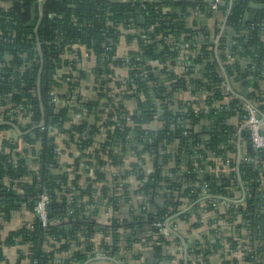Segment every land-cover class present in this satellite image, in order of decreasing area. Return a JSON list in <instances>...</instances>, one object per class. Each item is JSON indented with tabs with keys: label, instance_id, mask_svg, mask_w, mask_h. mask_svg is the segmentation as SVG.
Here are the masks:
<instances>
[{
	"label": "trees",
	"instance_id": "obj_1",
	"mask_svg": "<svg viewBox=\"0 0 264 264\" xmlns=\"http://www.w3.org/2000/svg\"><path fill=\"white\" fill-rule=\"evenodd\" d=\"M222 1L221 11L226 12L229 9V0ZM0 2L9 3L10 6L5 10L0 5L1 30L16 32L20 37H30L31 43L24 44L23 47L31 51V48L35 46L33 43L36 38L34 31L36 20L32 12L36 0H0ZM144 5L145 8L141 6L140 0L127 2L45 0L43 19L38 34L45 64L41 87L45 108L42 112L37 96L34 99L37 105L36 119L41 120L45 117L50 124L55 115L54 124L63 130L65 144H74L79 151L87 150L90 146L94 148L92 152L86 154L83 162L72 161L75 167L72 173L69 172V155L63 151L61 156H55L52 145L50 146L45 139L42 144L44 167L37 166L41 172L40 179H37L23 162L15 168L2 158L5 164H0V232L3 223L10 220L14 213L22 208L25 207L30 213L34 212V196L42 190H46L51 202L49 226L43 228L41 222L34 218L31 223L10 232L4 241H0V253L2 246H15L19 249L26 247L25 256L29 258L30 264H83L96 256L98 248H102L109 256L115 255L123 236L126 238V248L132 247L135 243L151 242V235L159 234L152 224L163 220L169 214V207L180 206L182 198L196 199L201 185L208 181L212 183V190L218 193L234 196L235 191L238 190L237 182L232 178L234 173H230L229 177L216 175L211 172V163H206L207 158L212 154L226 157L228 153L237 152L232 143L235 140L232 118L236 113L237 101L231 102L227 109H216L218 113L215 115L214 110L208 114H195L189 104L184 105V112H177L180 105L171 100L175 93L186 91L187 85L201 86L212 93L209 97L212 98L210 103L213 100H223L220 88L221 73L216 62L211 60L210 48L213 46L210 41L211 34L205 28H197V25L190 23L193 12L198 7L204 11L205 6L201 0H146ZM246 5L247 0L234 1L227 23L231 29L221 40L219 50L220 58L225 63L228 74L236 75L235 82L239 92L251 98H257L262 94L261 92L264 93L262 91L264 88V12L260 14L259 26L253 30L250 26L244 27L241 20ZM200 33L208 37L201 47L200 56L194 58V65H200V70L197 71L192 66L184 77L168 71L165 65L169 62L173 63L177 51L172 50L171 46L153 43V40L159 36L169 35L176 39L188 40L191 36H197ZM143 36L145 39H142ZM123 39L128 43L137 41L139 54L148 59L142 63L147 66L143 79L131 73L127 82H117L115 87L111 86L110 90L105 92L104 83L99 82L100 77L103 74L114 75L115 71L102 68L100 66L103 64L102 58L106 59L114 54ZM18 44L21 45L19 41ZM73 45L84 47L90 56H93L87 63L91 65L92 73L100 87L94 88L93 96H82L78 92L74 113H83L86 110L85 120L65 128L70 110L62 108L56 115L54 106L49 102V92L54 88L60 89V93H63L66 88L80 90L81 85L69 82L72 76L65 71L62 72L69 64L62 54L64 48L69 46L67 49L69 51ZM78 52L80 53L79 50ZM227 53L235 61L232 65L228 63ZM11 55L14 61L20 62L18 53H11ZM114 65L120 67L121 60L116 61ZM38 70L39 67H34V71L29 73V82L34 86ZM79 72L81 79H85V72ZM154 82L156 84H153ZM17 86L21 85L17 84ZM27 86L28 78L25 87ZM109 93L112 96H109ZM137 93L142 94L144 99L139 97L136 102L137 107L131 110L128 103L134 101ZM156 100L162 102L160 106L156 104ZM122 115L125 118L121 119ZM115 116H118L119 121L124 122L125 127L122 129L117 127L116 122L113 121ZM155 116L163 123V127L150 130L149 137L153 139V144L147 143V139L146 144L141 146V139L145 132L142 127L144 125L151 127ZM127 117H130L134 125L126 122ZM172 124L175 126L174 129L170 127ZM111 128L114 130L111 131ZM103 129L107 130V137L94 143V137L102 134ZM185 132L187 135H184ZM83 134L90 137L78 141L76 136ZM127 135L131 136V140H126ZM244 137L247 141V135ZM174 140L179 142L174 143ZM151 150L155 151L157 167L158 162L161 161L163 165L169 166L170 172L176 176L178 170L183 172L185 167L190 174L186 172L178 179L164 176L159 170L153 173L151 177L155 180L149 181L148 184L144 182L139 192L144 198H149L151 189L154 190V195L149 198L154 207L152 212L146 214L144 211L142 214L146 215L134 220L133 211H131L132 214L129 212L126 219L122 220L116 214L121 209L120 200L116 196L108 197V191L111 187L116 189L120 185L123 188L128 187L123 186L124 180L135 170L123 169L122 162L125 156L134 155V153L140 156ZM248 153L264 161V153L257 154L249 144ZM106 161L112 162L111 165L117 168L116 172H119V175L116 176L104 169L108 164ZM231 167H234V164ZM197 168L203 172L194 171ZM240 170L243 182L252 191L247 208H239L237 213L231 212V216L227 219L229 223L235 221L234 217L238 213L243 215V220L251 218L249 220L254 221L252 213L257 209L259 202L264 200L261 198L264 194V184L254 167L246 164ZM138 176L139 180L146 176L143 167L138 169ZM5 177L11 179V187L5 186L3 182ZM82 180L84 184H80ZM14 181L19 182L14 184ZM125 184L128 185V183ZM73 187L76 188V192L72 190ZM160 187L165 191L158 193ZM128 195L125 192L127 201L130 199V197L127 198ZM31 198L33 200H30ZM248 214L249 217H247ZM107 215H110L109 220L103 222ZM191 218H195L197 222L193 224L194 226H190L191 228L197 229L200 224H203L204 218L200 214L189 213L185 216L187 220ZM207 219L210 225L214 224L215 220H219L211 216L206 217ZM239 226H248V223H241ZM119 228L125 230L124 235L119 233ZM210 234L212 237L215 232L212 231ZM98 235L102 236L100 242L96 239ZM158 242L159 244L152 245L154 264H184L181 256L169 252L168 242L161 239ZM178 244H180L179 240ZM214 249L216 254L220 252L218 244L211 242L210 238L205 241V244L197 243L196 248L189 249L188 264L204 262L205 264H221L224 254L221 255V260L220 258L213 262L208 260Z\"/></svg>",
	"mask_w": 264,
	"mask_h": 264
},
{
	"label": "built area",
	"instance_id": "obj_2",
	"mask_svg": "<svg viewBox=\"0 0 264 264\" xmlns=\"http://www.w3.org/2000/svg\"><path fill=\"white\" fill-rule=\"evenodd\" d=\"M140 1L141 6L145 8L144 4L146 0ZM201 1L211 15L215 14L220 16L217 33L214 37H210V41L213 44L210 48V53L212 56V62H216L221 73L222 82L220 88L223 100H213L210 103V99L212 98L209 97H211L212 93L201 86L196 87L191 85H187L186 91L175 93L171 100L180 105L179 111L177 112H184V105L189 104L195 114H208L211 110H214L215 115L218 113L216 109H227L231 102L237 101L236 113L232 118L233 126L235 127V140H233L232 143L235 145L237 152L235 154L228 153L226 157L212 154L207 158L206 163H211V172L216 175L229 177L230 173H234L232 178L237 182L238 190L235 191L234 196L230 194H222L212 190L211 181L204 183L201 185L196 199L190 200L186 197L182 198L180 206L169 207V214L163 220H159L152 224V226L158 230L159 234L151 235V242L148 243L144 241L143 245H149L152 247L155 243L159 244L158 241L160 239L165 240L169 243V252L174 253L175 255L178 254L183 259L184 264H188L189 249L196 248L197 243L205 244V241L210 238L211 242L218 244L220 252L216 254L214 249L208 258L209 261H217L218 258L221 260V255L223 256L224 254L225 256H223L221 264H264V200L259 202L257 209L252 213L254 221L249 220L251 218L246 219V221L243 220V215L239 213L234 217L235 221L231 223L227 221L231 216V212L237 213L239 208H247L248 199L252 191L251 188L243 182L240 170L241 167L246 164L254 167V170L261 178L262 184H264V161L248 153V144L257 154L264 153V93L261 92L262 94L257 98H251L240 93L235 82L236 75L231 76L228 74L225 69V63H223L220 58L219 48L221 46V40L231 29L227 23L235 0H229V9L226 12L221 11L222 0ZM35 3L38 4L34 19L36 20L34 30L36 38L33 43V46H35L31 48V51L26 50L23 47L24 44L28 45L31 43L30 37H20L16 32L3 31L0 26V164H5L2 162V158L6 159V163L11 164L15 168L20 162H23L24 165L34 173V176L37 179H40L41 172L37 166H40V168L44 167L42 163V144L45 139L48 140L50 146L52 145L53 154L55 156H61L63 151L66 152V155H69V172L72 173L75 168L72 161L79 160L80 162H83L86 154L92 152L94 146H90L87 150L79 151L74 144H65L63 142V130L54 124L55 115H53L50 124L47 123L45 117H42L41 120L36 119L37 105L34 99L37 96L40 100L42 112H44L45 108L41 93L42 75L45 64L42 54V44L38 36L39 28L43 19V11L39 5L42 3L45 5V0H36ZM0 5L5 10L10 7L9 3L6 2H0ZM261 13H258L255 23L247 25L250 26L252 30L260 25L259 19ZM241 21L243 23V18ZM16 25L17 24H15V26ZM247 31H245L246 34H248ZM207 38L208 37H205L202 33L197 36H191L188 40L176 39L172 35H169L159 36L156 40H153V43L157 42L159 44L168 45L171 46L172 50L177 51V56L174 59L176 64H173L175 63L173 61V63L169 62L165 66H167V70L172 71L173 74L184 77L187 76V73L192 66H194L195 70H200V65H194V58L200 56L201 47ZM142 39H145V36H143ZM18 41L21 45L18 44ZM135 43L137 44V41H135ZM68 47L69 46H66L64 48V53L62 54L69 64L62 70V72L65 71L71 75L72 77L69 79V82L74 84L79 83L81 85L80 90H70L66 88L63 93H60V89L54 88L49 92V102L54 106L56 115L59 114V110L62 108H69L70 110V114L68 115L69 119H67L65 123V128L71 127L76 122L82 123L85 120L86 113L84 112L86 110L83 109V113H74V108L77 106L78 92L82 96L87 95L85 92L89 86L88 76L91 75L93 77L91 91H93L96 86L98 88L100 87L95 75L92 73L91 65L87 63L88 59L90 60L93 56H90L88 50L79 45H73L69 48L71 49L69 51L67 50ZM11 53H18L20 62L14 61ZM139 53L140 49L137 48L124 55H120L118 47L114 54L109 55L106 59L105 57L102 58L103 64L100 66L115 71L114 75L103 74L100 77L99 82L104 83L105 92H107L108 89L110 90L111 86L115 87L117 82H127L131 73H133L135 77L143 79L144 70L147 66L142 63L148 59L143 58ZM227 57L229 59V65H232L235 62L233 61L234 59L231 58L228 53ZM118 60H121L122 62L120 67L119 65H114ZM34 67H39L34 80L35 86L33 83L30 84L29 82V73L34 71ZM79 71L85 72V79H81ZM27 78L28 86L25 87ZM17 84L21 86L16 87ZM153 84H156V82ZM166 84H169V82H166ZM19 87L21 89H18ZM262 91H264V88ZM109 96H112V94L109 93ZM139 97L144 99L142 94L137 93L133 102L136 103ZM160 103H162L160 100H156L158 106H160ZM123 118H125L124 115L121 116V119ZM154 118L151 127L146 125L142 127L145 132L144 137L141 139V146L146 144L145 142L147 139V143L153 144V139H150L149 137L150 130L153 131L163 127V123L158 120V117L155 116ZM118 119V116L113 117V121L116 122L117 127L122 129L125 127L124 122L122 120L119 121ZM126 122L130 125H134L130 117L126 118ZM170 127L171 129L175 128L174 124ZM113 130L114 129L111 128V131ZM248 132L249 136L247 135ZM44 134L46 135L45 137L42 136ZM184 135H187V133L185 132ZM244 135H247V141ZM89 137L90 136H87L86 134L76 136V138L79 139L78 141L85 140ZM106 137L107 130L103 129L102 134L94 137V143L100 142ZM126 140H131V136L127 135ZM178 142L179 140H174V143ZM154 153L155 151L151 150L140 156L135 155V153L134 155L125 156L122 162V165L124 166L123 169L129 171L135 170L129 176H126V179L124 180L128 185L122 181V183H124L123 186L128 187L123 188L122 185H120L116 189L111 187L108 191V197L116 196L120 200V205L123 203L130 206L131 211H133L132 218L134 220H138L142 215L150 214L154 208L149 201V198L154 195V190L151 189V195L148 196L149 198H144L139 193L144 182L148 184L149 181L153 182L155 180L151 177L153 176V173H156L159 170L164 176L169 178L177 177L179 179L187 172V167L184 166L185 171L182 172L181 170H178L179 172L176 176L174 173L170 172V167L163 165V162L161 161L158 162L157 167L155 165L157 161ZM194 153L196 155V151H194ZM106 162L108 164H106L107 166H105L104 169L116 176L119 175V172H116L118 171L117 168L111 165L112 162ZM147 164L152 166L153 171L151 174H147L144 170L146 176L139 180L138 169L141 167L144 169ZM232 164H234V167H231ZM194 171L199 173L203 172L200 168H197V170L195 169ZM187 173L190 174L189 172ZM134 180L137 181L135 188H133V186L131 187V183ZM3 182L5 186L11 187L12 181L10 178L5 177ZM18 182L19 181H14V184ZM161 185L164 186L163 183H161ZM13 187H15V185ZM159 189L158 193L165 191L161 187ZM72 190L76 192L75 187H73ZM125 192L129 194L127 196V198L130 197L128 201L126 200V196H124ZM261 198L264 199V194L261 195ZM34 199L35 207L32 214L34 218H37L41 222L43 228H47L50 224V196L46 190H42L39 194L34 196ZM30 200L33 199L31 198ZM108 209L111 210L110 208ZM144 211L146 214H142ZM118 212H120V210H118L117 213ZM189 213L191 215L200 214L202 218H204L203 222L207 223V226H202L204 227L203 229L207 231L205 236H200L199 240H196L191 245H188L186 241L180 237L178 234L179 226H175L180 218L185 217ZM209 216L214 217L215 219L219 218V220H215V223L210 225L209 219L206 220V217ZM247 217H249V214ZM241 223H248V226H239ZM118 231L121 235H124L125 231L123 228H119ZM212 231H214L215 234L211 237L210 233ZM178 240L180 244H178ZM97 258L104 259V257ZM201 264H205V262Z\"/></svg>",
	"mask_w": 264,
	"mask_h": 264
},
{
	"label": "crops",
	"instance_id": "obj_3",
	"mask_svg": "<svg viewBox=\"0 0 264 264\" xmlns=\"http://www.w3.org/2000/svg\"><path fill=\"white\" fill-rule=\"evenodd\" d=\"M110 1L127 2L129 0H110ZM149 1H159V0H149ZM219 18L220 16H217L215 14L211 15V13L207 11V8H205L204 11H202L200 7H198V9H196L193 12V15L190 19L191 21L190 23L197 25L198 26L197 28H205L207 31L210 32L211 36L214 37V35H216L217 33L218 24L220 22ZM137 48L138 45L135 42L128 43L123 39L119 45V53L120 55H124L125 53L132 50H136ZM88 80H89V84H88L89 86L87 87V91L85 93L87 94V96H93L94 95L93 91H91L93 77L89 75ZM128 105L131 110H134L137 106L136 103L133 101L129 102ZM144 170L147 172V174L148 173L151 174V172L153 171L152 166L150 164H147ZM80 184H84V180H82ZM136 185H137V181L134 180L131 183V187L133 186V188H135ZM24 208L14 213V215L11 217L10 220L3 223V228L0 232V241H4L10 232L18 230L25 224L31 223L33 221L34 219L33 214L27 211L26 208L25 209ZM119 210L120 212L116 214L117 217L121 218L122 220H125L126 216L129 215V212L131 211L130 206L127 204L125 205L123 203L121 204V209ZM110 215L104 217L103 222H107L110 218L109 217ZM195 222H196L195 218H191L190 220H187L185 219V217H182L175 225V226H179L178 234L182 239L186 241L188 245L193 244L196 240H199L200 236H205V234L207 233V231L203 229L204 227H202V226H207V223L203 222V224H200V227L197 229L191 228L190 226H194L193 224ZM96 239L98 242H100L102 240V236L98 235L96 236ZM126 246H127L126 238L125 236H123L120 242L119 250L115 255L109 256L108 254H106V252L102 250V248H98L96 250L97 253L96 256L99 258L104 257V259H98L95 256L96 258L95 257L91 258L83 264H154L153 248L151 246L136 244V243L133 244L132 247L130 248H126ZM1 249L2 251L0 253V264H30L29 258L25 256L26 248L21 247V249H19L17 247L2 246Z\"/></svg>",
	"mask_w": 264,
	"mask_h": 264
},
{
	"label": "water",
	"instance_id": "obj_4",
	"mask_svg": "<svg viewBox=\"0 0 264 264\" xmlns=\"http://www.w3.org/2000/svg\"><path fill=\"white\" fill-rule=\"evenodd\" d=\"M41 10L44 9V4L39 5ZM38 9V4L35 3L33 5V18L35 19V14ZM264 12V0H247V5L245 7L244 17H243V26H247L248 24H253L256 22L258 13ZM41 23V22H40ZM39 28V26H38ZM37 28V29H38ZM249 136V132L247 134Z\"/></svg>",
	"mask_w": 264,
	"mask_h": 264
}]
</instances>
